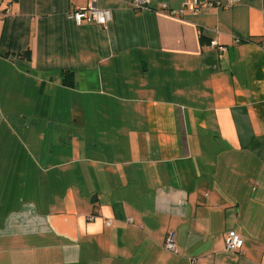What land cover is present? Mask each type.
<instances>
[{"label":"crops","instance_id":"0c3cea01","mask_svg":"<svg viewBox=\"0 0 264 264\" xmlns=\"http://www.w3.org/2000/svg\"><path fill=\"white\" fill-rule=\"evenodd\" d=\"M185 2L0 0V264H264L263 0Z\"/></svg>","mask_w":264,"mask_h":264},{"label":"built area","instance_id":"2783aa9c","mask_svg":"<svg viewBox=\"0 0 264 264\" xmlns=\"http://www.w3.org/2000/svg\"><path fill=\"white\" fill-rule=\"evenodd\" d=\"M10 3H7L3 13L9 16L10 6L9 4L15 3L19 0H9ZM152 0H130V7L133 11H144L150 8ZM238 2V0H229V4H234ZM206 6V5H204ZM219 6V4H218ZM163 9L166 10L167 6L162 5ZM188 8L194 13H198L201 7L199 0H186L181 10L178 14H182L184 8ZM2 11L0 10V15H2ZM262 11L264 12V0ZM175 15L176 12H171ZM69 18L75 22L77 26H81L84 24L88 25H97L105 28L112 21V12L108 9L99 8L97 6V0H88V4L84 8H78L75 11L69 14ZM216 42L212 43V46H216ZM221 51L225 49L223 47L219 48ZM93 220V218H91ZM110 225V222H107ZM244 241L240 234L235 231H230L226 235L225 239V250L230 254H240L243 250ZM165 248L170 252H176V246L174 243V235L169 234L165 241Z\"/></svg>","mask_w":264,"mask_h":264},{"label":"trees","instance_id":"16d2710c","mask_svg":"<svg viewBox=\"0 0 264 264\" xmlns=\"http://www.w3.org/2000/svg\"><path fill=\"white\" fill-rule=\"evenodd\" d=\"M65 76H66V73H65ZM70 77H72V78H70V80H68L66 77H65V80H64V82H65L64 85L67 86V87L73 86V83H74L73 75L70 74Z\"/></svg>","mask_w":264,"mask_h":264},{"label":"rangeland","instance_id":"374dc122","mask_svg":"<svg viewBox=\"0 0 264 264\" xmlns=\"http://www.w3.org/2000/svg\"><path fill=\"white\" fill-rule=\"evenodd\" d=\"M22 136V134L20 133V131L17 129V134H16V137H17V144H20V137Z\"/></svg>","mask_w":264,"mask_h":264}]
</instances>
